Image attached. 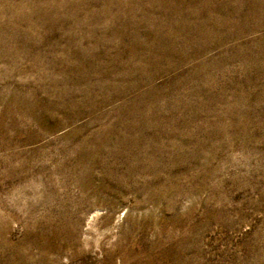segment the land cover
<instances>
[{"label":"rangeland","instance_id":"374dc122","mask_svg":"<svg viewBox=\"0 0 264 264\" xmlns=\"http://www.w3.org/2000/svg\"><path fill=\"white\" fill-rule=\"evenodd\" d=\"M0 264H264V0H0Z\"/></svg>","mask_w":264,"mask_h":264}]
</instances>
